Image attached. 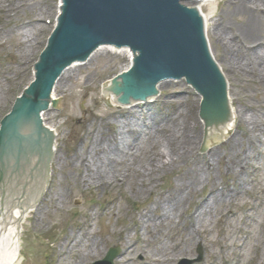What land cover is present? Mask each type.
<instances>
[{
  "label": "bare ground",
  "instance_id": "6f19581e",
  "mask_svg": "<svg viewBox=\"0 0 264 264\" xmlns=\"http://www.w3.org/2000/svg\"><path fill=\"white\" fill-rule=\"evenodd\" d=\"M218 1L188 0L185 4L197 3L189 10L202 20L208 46L216 62L209 38L210 34H213L217 48L222 51L220 56L225 67L219 66L220 75L227 80H225L222 101L218 104H211L203 98L202 115L205 119L206 139L216 138L219 134L230 135L228 140L220 146L224 150L212 148L206 154L192 159L196 153V147L200 145L202 130L196 120L192 119L194 125L191 124V117L185 116L181 109L176 110L174 116L166 120H150L149 124L138 118L136 109L143 104L157 101L158 96L155 90L158 87L161 88L163 83L147 84L139 79L134 73L138 53L123 47L119 51L128 57L129 62L122 67L116 79L113 78L104 85V90L110 91L114 100L120 103L119 109L106 116L96 117L95 122H91L88 126L82 145L76 147L73 155L67 160L71 171L63 179L66 186L72 184L79 188L103 187L106 189L120 187L128 181L131 190L136 195L150 192L154 175L161 177L169 171H179L180 174L175 178L171 191L155 196L150 208L131 214V218H135V214L139 213L136 217V227L142 225L146 231L150 227L154 232L160 231L168 223L179 226L181 217L185 214V207L190 204L194 195L201 190L200 188H204L213 181L211 188L213 191L210 196L198 200L195 211L188 216L189 224L185 228L186 234L181 242L174 244L172 249H167L165 244H160L157 249L164 256H159V254L157 259L154 258L148 263L172 264L175 258L173 253L178 252L177 250L181 247L186 249L190 245L193 246L197 236L205 232L204 225L212 218L214 210L230 202L237 193L247 189L246 178L242 172L245 166L251 163L255 153L260 151V149H255L254 145L258 138L257 132L264 125V112L260 111L264 108V0H227L228 8H230L228 13L233 17L244 19L243 23L237 26L238 32L228 27V23L225 25V19L214 20L213 11L205 12L204 7L212 6L214 3L218 4ZM63 2L64 0H60L58 5L57 16L59 18ZM40 5L34 4L30 8L31 10L41 8ZM27 7H29L27 0H17L11 3L8 0H0V9L6 16L12 15L13 11L16 13ZM30 23L20 30L10 29V36H15L18 43L22 44L20 53L23 54L31 50V41L42 28L41 25H37L36 19H32ZM110 47L113 48V46ZM105 48L108 49V46H99L90 53V55L94 53L91 56L88 54L87 57H79L74 62H68L67 65L61 64L48 94L38 99L41 103L38 113L30 117L18 118V121H15L4 135L0 152L12 141L10 139L12 134L16 135L12 142L20 147H23L24 140H20L21 137L18 134H31L34 145L31 151L27 147L23 149L30 160L26 162V172L18 184L20 186L16 192L17 198L8 200L5 195L8 189L0 188V264H16L19 255L22 254L21 221L25 214L29 213L30 207L34 208V204L31 205L33 201H36L35 209L39 210L37 205L39 202L35 198H40L44 194L46 181H43L44 174L41 170L44 168L45 156H47V149L45 151L44 148L49 147L52 133L50 128L43 123L45 120L50 122L54 120L52 114L47 111L48 106L57 92L63 93L68 83L75 80L79 71L87 68L96 59L108 56L107 51L100 52ZM114 57L117 56L114 55ZM41 61L38 62V68ZM225 69L245 91L252 92L251 89L254 87L257 89L255 94L243 96L240 109L235 114L229 113L226 108L230 88L227 78L229 75L225 74ZM157 84H159L158 87ZM25 92L27 95H33L31 87ZM148 93L153 96L143 100V96ZM252 100L259 102V105L251 103ZM111 120L118 123L119 133L109 135L104 131L105 126L111 125ZM235 122L236 130L232 131ZM53 142L54 139L52 146ZM132 148L138 149L143 154L142 160L136 161L135 158H129V150ZM55 151L57 153V148L55 150L53 148L52 154ZM148 153H150L149 160L147 159ZM216 165L218 168L222 166L227 175H233L231 185L228 183L220 188L219 184L214 182L213 172ZM122 168H125L123 173H121ZM138 183L141 186L133 190L132 188ZM65 203L64 190L61 189L49 196L46 209L57 211L59 207L65 206ZM243 210L245 218L253 219L247 212L248 209ZM227 215L235 217L238 212L229 210ZM35 217L36 213H33L29 219L34 225L33 228L39 230L45 224L44 217L39 216L38 219ZM221 218L225 216L222 215ZM89 227L90 224L85 223L83 228L78 231L72 230L58 241L55 249L58 257L57 264H84L93 252L94 254L99 253L100 241L94 237V230H90ZM119 237L122 243H126L125 251H128L130 242L123 235L120 236V233ZM260 244L264 246V236ZM117 260L125 262L126 256H120Z\"/></svg>",
  "mask_w": 264,
  "mask_h": 264
},
{
  "label": "rangeland",
  "instance_id": "374dc122",
  "mask_svg": "<svg viewBox=\"0 0 264 264\" xmlns=\"http://www.w3.org/2000/svg\"><path fill=\"white\" fill-rule=\"evenodd\" d=\"M14 1L17 0H8L9 3ZM27 1L29 7L22 8L16 13L13 11L10 16H6L0 9V128L2 121L11 114L18 99L36 81V65L58 26L57 13L60 0ZM227 3V0H219L218 4L206 6L204 10L207 13L213 11L214 20L225 19L224 24L228 23V27L238 32L237 26L242 24L244 19L230 15ZM34 4H41V8L31 10L30 6ZM32 19H36L37 25H41L42 28L32 39L31 50L23 54L20 53L22 44L18 43L15 36H10V29L20 30L24 25H30ZM209 38L219 66L225 67L220 56L222 51L217 48L213 34H210ZM120 49L108 46V49L101 50L100 52L107 51L108 56L96 59L87 68L79 71L75 80L68 83L63 93L57 92L54 101L52 100L48 106L47 111L52 114L54 120L53 122L45 120L43 125L50 128L54 136L51 150L57 148V153L54 152V159L51 160L49 167L46 194L35 198L39 202L37 203L39 210L35 209L36 201H33L31 205L34 204V208L30 207L29 213H26L21 221L22 254L19 255L16 264H57L58 257L55 249L58 241L72 230H80L85 223H89V229L94 230V237L100 241L101 250L97 254L93 252L84 264H95L103 260L108 251L115 247L119 248V256L114 259V264H156L148 262L154 258L157 259L159 254L164 256L157 249L160 244H165L167 249H172L174 244L180 243L186 234L185 228L189 224L187 218L192 211H195L198 200L208 198L213 191H211L213 181L204 188H200L201 190L194 195L190 204L185 207V214L181 217L180 225L168 223L156 233L151 227L147 231L142 225L136 227V217L140 212L150 208L155 196L173 189L175 178L180 174L179 171H169L161 177L154 175L150 192L141 195H136L131 190L128 181L120 187L106 189L103 187L79 188L72 184L66 186L63 182L64 177L71 171L67 160L73 155L74 149L82 145L91 122L94 123L96 117L106 116L119 109L120 103L114 100L110 91L104 90V85L109 80L116 79L122 67L129 62L128 57L124 56ZM224 72L229 75L227 77L229 83H227L230 88L226 108L229 113L235 114L240 109L243 96L255 94L257 89L254 87L251 89L252 92L245 91L226 69ZM156 94L159 97L157 101L143 104L136 109L138 118L142 122L149 124L150 120H166L174 116L176 110L181 109L185 116L191 117V124L194 125L192 119L196 120L202 130L200 145L196 147V153L192 159L206 154L212 148L224 150L220 146L228 140L230 135L219 134L216 138L206 139L205 119L202 115L204 99L187 78L168 79L163 82L161 88H156ZM170 101L171 103L168 104ZM251 103L259 105L256 100H252ZM260 111L264 112V108ZM111 122L110 126L103 128L104 131L109 135L119 133L118 123L113 120ZM235 125L236 122L232 131L236 130ZM257 134L258 138L255 140L254 147L260 151L255 153L251 163L246 165L242 172L246 178L247 189L233 196L230 202L215 209L212 218L204 225L205 232L197 236L193 246L190 245L186 249L181 247L177 250L178 252L173 253L175 258L172 264H187L184 261L200 257V249L202 259L192 264H264V246L260 244L264 236V125ZM9 143L1 152L3 155L0 157V169L4 171V174L2 176L0 174V188L8 189L5 192L8 200H15L20 186L18 184L26 172V162L29 157L23 149L28 145L31 151L30 145L34 142H29L30 145L24 142L23 147L12 141ZM129 151V158H135L136 161L143 159V154L138 149L132 148ZM149 156L150 153L147 155L148 160ZM124 169L122 168L121 173ZM232 179V174L227 175L222 166L218 168L216 165L213 180L219 184L220 188L228 183L231 185ZM140 186L138 183L132 189L135 190ZM61 189L64 190L65 206L59 207L57 211L54 209L48 211L46 207H48L49 196ZM244 208L248 209L247 212L253 219L245 218ZM229 210L237 211L238 215L228 216ZM135 212L139 213L135 214V218H131V214ZM33 213H36L37 219L39 216L44 217L45 224L39 230L33 228L34 225L29 219ZM222 215L225 218L222 219ZM119 233L130 242L128 251H125L126 243H122ZM120 256H126L127 262L118 261Z\"/></svg>",
  "mask_w": 264,
  "mask_h": 264
},
{
  "label": "water",
  "instance_id": "95a60500",
  "mask_svg": "<svg viewBox=\"0 0 264 264\" xmlns=\"http://www.w3.org/2000/svg\"><path fill=\"white\" fill-rule=\"evenodd\" d=\"M187 1L64 0L58 26L40 59L41 65L39 68L36 65V81L30 86L33 95H27V90L2 121L0 146L5 133L18 118L38 113L41 108L38 99L48 94L59 66L87 57L99 46L113 45L136 51L134 73L144 83L161 84L166 79L185 77L205 100L211 104L220 103L225 80L211 55L202 20L189 10L197 3L186 5ZM151 95L146 94L143 100ZM18 136L26 144L34 142L31 134L20 133ZM15 137L12 134L10 139L13 141ZM51 138L49 147L44 148L47 156L41 170L45 183L53 157L52 134ZM26 147L29 149L28 145ZM0 174H4L1 169ZM118 256L119 248H111L96 264H114Z\"/></svg>",
  "mask_w": 264,
  "mask_h": 264
}]
</instances>
